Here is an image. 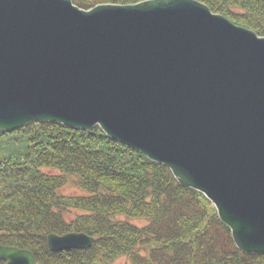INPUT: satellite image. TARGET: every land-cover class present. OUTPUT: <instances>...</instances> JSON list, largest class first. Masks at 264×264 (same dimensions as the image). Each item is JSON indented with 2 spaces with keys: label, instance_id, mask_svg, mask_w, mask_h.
I'll list each match as a JSON object with an SVG mask.
<instances>
[{
  "label": "water",
  "instance_id": "1",
  "mask_svg": "<svg viewBox=\"0 0 264 264\" xmlns=\"http://www.w3.org/2000/svg\"><path fill=\"white\" fill-rule=\"evenodd\" d=\"M32 121L98 126L202 193L239 250L264 253V35L200 0H0V130ZM0 259L36 264L11 245Z\"/></svg>",
  "mask_w": 264,
  "mask_h": 264
},
{
  "label": "trees",
  "instance_id": "2",
  "mask_svg": "<svg viewBox=\"0 0 264 264\" xmlns=\"http://www.w3.org/2000/svg\"><path fill=\"white\" fill-rule=\"evenodd\" d=\"M137 1L72 0L84 9ZM200 1L264 35V0ZM70 181L81 194L63 192ZM69 231L91 235V246L49 249L48 233ZM0 243L31 250L37 264H264V254L240 251L211 202L164 164L98 126L50 121L0 130Z\"/></svg>",
  "mask_w": 264,
  "mask_h": 264
},
{
  "label": "rangeland",
  "instance_id": "3",
  "mask_svg": "<svg viewBox=\"0 0 264 264\" xmlns=\"http://www.w3.org/2000/svg\"><path fill=\"white\" fill-rule=\"evenodd\" d=\"M209 7V6H208ZM214 12V11H213ZM218 13V12H217ZM229 18V17H228ZM63 192L65 194H81L82 190L75 185L72 181H70L63 189ZM122 259L117 260V262H123L125 261V257H121Z\"/></svg>",
  "mask_w": 264,
  "mask_h": 264
}]
</instances>
